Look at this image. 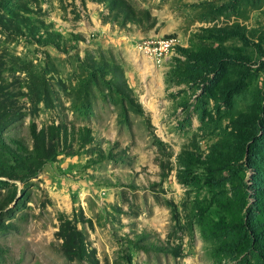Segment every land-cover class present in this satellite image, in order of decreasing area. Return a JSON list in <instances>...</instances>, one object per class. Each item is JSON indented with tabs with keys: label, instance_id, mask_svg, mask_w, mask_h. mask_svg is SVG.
I'll list each match as a JSON object with an SVG mask.
<instances>
[{
	"label": "rangeland",
	"instance_id": "374dc122",
	"mask_svg": "<svg viewBox=\"0 0 264 264\" xmlns=\"http://www.w3.org/2000/svg\"><path fill=\"white\" fill-rule=\"evenodd\" d=\"M127 1L136 20L114 0H0L5 140L32 147L33 123L95 136L25 182L0 176L16 195L0 264H91L62 253L61 215L97 264H264L247 223L253 207L264 229V162L246 153L264 156V0ZM162 38L176 44L151 56Z\"/></svg>",
	"mask_w": 264,
	"mask_h": 264
},
{
	"label": "trees",
	"instance_id": "16d2710c",
	"mask_svg": "<svg viewBox=\"0 0 264 264\" xmlns=\"http://www.w3.org/2000/svg\"><path fill=\"white\" fill-rule=\"evenodd\" d=\"M112 5L115 11H123L126 17L136 20L137 12L127 0H114ZM182 50L185 54H189L186 49ZM225 56L230 59L229 55L225 54ZM116 70L114 69L117 77L124 80L123 71L118 70L117 72ZM119 88L123 94L129 96L130 89L127 84L125 87L119 86ZM15 118L13 107L0 96V176L10 180L25 182L29 178L35 177L37 172L49 160L56 159L62 153L66 155L77 154L81 148L91 143L95 138L94 131L89 126L51 123L39 127L36 123H33L30 126L32 147H29L20 138H12L9 142L3 136V131L15 121ZM246 153L247 167L251 168L254 164L253 161L256 159L264 162V156L256 153L253 148ZM20 171L26 173L21 175ZM260 177H262L261 174L257 175L254 190L257 193L264 194V181ZM15 196L10 200L3 199L0 196V215L13 202ZM256 216L257 211L250 207L247 215V223L250 228L248 234L255 250L264 261V229H261L260 224L255 222ZM7 227L8 225L2 222L0 216V229L6 230ZM56 234L61 239L60 249L68 260H88L91 264H97L95 248H88L84 233L75 226H71L69 221L63 218V215L60 216V227ZM149 246L156 247L153 243ZM2 253L3 250L0 248V257Z\"/></svg>",
	"mask_w": 264,
	"mask_h": 264
},
{
	"label": "built area",
	"instance_id": "2783aa9c",
	"mask_svg": "<svg viewBox=\"0 0 264 264\" xmlns=\"http://www.w3.org/2000/svg\"><path fill=\"white\" fill-rule=\"evenodd\" d=\"M147 52L154 57L160 56L164 49H170L173 43H164L161 39L156 41H145Z\"/></svg>",
	"mask_w": 264,
	"mask_h": 264
},
{
	"label": "bare ground",
	"instance_id": "6f19581e",
	"mask_svg": "<svg viewBox=\"0 0 264 264\" xmlns=\"http://www.w3.org/2000/svg\"><path fill=\"white\" fill-rule=\"evenodd\" d=\"M164 43H173L171 46H170V49H164L163 52L160 54V56L158 57H161L162 55H164L165 53H167L168 51L172 50V48L174 47V45L176 44V39L175 38H162L161 39ZM155 41V40H154Z\"/></svg>",
	"mask_w": 264,
	"mask_h": 264
}]
</instances>
